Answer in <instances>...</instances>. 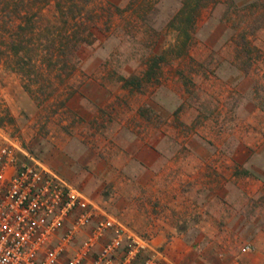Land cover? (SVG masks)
<instances>
[{
  "label": "rangeland",
  "instance_id": "374dc122",
  "mask_svg": "<svg viewBox=\"0 0 264 264\" xmlns=\"http://www.w3.org/2000/svg\"><path fill=\"white\" fill-rule=\"evenodd\" d=\"M7 147L174 264H264V0H0Z\"/></svg>",
  "mask_w": 264,
  "mask_h": 264
},
{
  "label": "built area",
  "instance_id": "2783aa9c",
  "mask_svg": "<svg viewBox=\"0 0 264 264\" xmlns=\"http://www.w3.org/2000/svg\"><path fill=\"white\" fill-rule=\"evenodd\" d=\"M0 264L174 263L152 237L140 236L82 190L7 147L0 154Z\"/></svg>",
  "mask_w": 264,
  "mask_h": 264
},
{
  "label": "trees",
  "instance_id": "16d2710c",
  "mask_svg": "<svg viewBox=\"0 0 264 264\" xmlns=\"http://www.w3.org/2000/svg\"><path fill=\"white\" fill-rule=\"evenodd\" d=\"M59 9H61V11L63 10L62 9V6L60 4H59ZM69 12H73L72 9H70ZM63 14H64V16H66V12L63 11ZM32 18L33 17H31L29 19H26V21L30 22V19L32 21ZM74 19L76 21L77 20V17L74 16ZM73 27H74V30L70 33L69 37L67 38L68 39V42H69L68 43L69 46H68V44H66V42H63V41L59 45V47L61 48V52L62 53H65V51L68 50V47L70 48L71 46H72L73 49L77 50L79 44H81L82 41H85L84 40V36H82L83 35V31L81 32L80 27H78V23L77 22H75V25ZM72 37L74 39H72ZM53 44L57 46V44L55 42ZM60 61H61V59H60ZM157 61L158 60L155 61V63H156L155 66L154 67L151 66V68L149 69V71H147L144 74L143 79L145 81L151 82L153 79H157L158 73H156L154 71L155 68L158 65V62ZM122 80L124 82L125 87H133V88H137L138 90H140L142 88L143 82L137 76H131L129 78H122Z\"/></svg>",
  "mask_w": 264,
  "mask_h": 264
},
{
  "label": "crops",
  "instance_id": "0c3cea01",
  "mask_svg": "<svg viewBox=\"0 0 264 264\" xmlns=\"http://www.w3.org/2000/svg\"><path fill=\"white\" fill-rule=\"evenodd\" d=\"M154 157V159L152 158ZM151 157V164L149 165V170H151V172H153V174L155 176H157V174L160 172L161 170V165H162V156L160 154H157L152 156ZM153 159V160H152ZM165 182V181H164ZM166 188V186L164 185V189ZM167 189V188H166ZM155 191H156V187H155ZM155 199V197H154ZM154 219V222L156 220V217L153 218ZM158 222H161L160 220ZM178 229H172V228H168V226H166L165 229H161L160 230V233H159V237H157L156 240H154L155 242V246L157 249H160L161 250V247L164 245L165 241H164V238L162 237V235H165V233H169V231L172 233V234H175L177 232ZM155 232V231H154Z\"/></svg>",
  "mask_w": 264,
  "mask_h": 264
}]
</instances>
